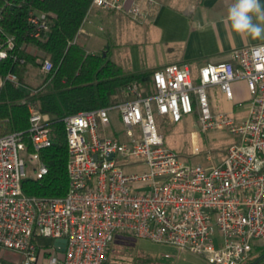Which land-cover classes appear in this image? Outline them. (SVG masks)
<instances>
[{
	"label": "built area",
	"instance_id": "built-area-1",
	"mask_svg": "<svg viewBox=\"0 0 264 264\" xmlns=\"http://www.w3.org/2000/svg\"><path fill=\"white\" fill-rule=\"evenodd\" d=\"M92 7L135 20L145 15L141 0H92ZM47 19L45 13L29 17L36 37L48 29ZM8 47L11 40L0 46V61ZM52 67L45 60L41 71ZM8 78L17 82L15 74ZM240 80L250 95L248 115L213 111L207 88L218 86L235 102L233 84ZM152 89L133 83L127 101L65 118L70 183L62 197L31 196L22 187L25 177L48 172L40 151L52 144L50 117L29 105L32 151L24 133H0V264H105L122 234L191 251L210 264L250 258L264 241V43L236 48L228 60L207 62L196 74L187 63L157 68ZM155 114L170 123L196 114L203 131L225 128L238 139L219 164L186 162L166 146ZM5 250L18 257H6Z\"/></svg>",
	"mask_w": 264,
	"mask_h": 264
},
{
	"label": "trees",
	"instance_id": "trees-1",
	"mask_svg": "<svg viewBox=\"0 0 264 264\" xmlns=\"http://www.w3.org/2000/svg\"><path fill=\"white\" fill-rule=\"evenodd\" d=\"M91 3L92 0H0V46L5 48L12 41L8 56L0 61V133H24L28 150L32 151L29 105L36 104L50 117L52 144L40 151L48 172L40 178L29 175L23 179L27 195L67 194L70 183L67 116L125 102L129 99L126 88L133 83L142 85L146 93L153 92L155 69L126 71L107 51L106 55L88 52L77 42ZM40 13L47 15L48 29L36 37L35 25L29 17ZM45 60H50L53 67L41 74L39 69ZM9 74H15L17 82L10 80ZM38 76L42 81L35 87L32 80ZM125 247L130 258L125 264H173L171 256H155L132 246ZM109 254L110 251L105 264H109ZM263 255L264 242L256 243L244 264H252ZM262 261L264 257L255 264Z\"/></svg>",
	"mask_w": 264,
	"mask_h": 264
},
{
	"label": "crops",
	"instance_id": "crops-1",
	"mask_svg": "<svg viewBox=\"0 0 264 264\" xmlns=\"http://www.w3.org/2000/svg\"><path fill=\"white\" fill-rule=\"evenodd\" d=\"M232 3L234 0H141L145 15L138 20L92 7L79 34L98 41L105 39L99 33L104 28L107 34H114L115 50L123 51L111 57L126 71L187 63L196 74L207 62L228 60L236 48L264 43V39L242 38L230 29L226 16ZM260 3L264 6V0ZM129 18L138 25L129 26ZM222 99L229 110L239 102L238 98L230 102L223 95Z\"/></svg>",
	"mask_w": 264,
	"mask_h": 264
},
{
	"label": "rangeland",
	"instance_id": "rangeland-1",
	"mask_svg": "<svg viewBox=\"0 0 264 264\" xmlns=\"http://www.w3.org/2000/svg\"><path fill=\"white\" fill-rule=\"evenodd\" d=\"M90 11V10H89ZM121 15H128L120 12ZM127 20V19H126ZM129 26L134 28L138 23L132 19H128ZM99 31V30H98ZM106 28L99 32L105 39L97 37L88 38L84 33L77 36V42L84 45L88 52L101 53L107 51L111 57L121 54L122 49L116 51L117 39L115 35L107 34ZM106 53V52H105ZM124 53V52H123ZM111 57V58H112ZM41 70V69H39ZM124 70H126L124 68ZM41 74H44L40 71ZM42 81V77L38 76L32 80L33 86H37ZM236 98L239 99L238 104L233 107L234 116L238 119H244L248 115L251 107L250 95L244 80L237 81L233 84ZM210 96V104L213 111L229 110L218 86H210L207 88ZM153 106L154 103H153ZM112 123L114 129H121L122 123L116 110L111 112ZM156 123L159 132L164 136L167 147L177 152L183 161L190 163H200L205 166H212L223 161L227 149L237 142V137L225 128L215 127L205 132L197 119L196 114L185 115L183 119L176 123H170L162 116L155 114ZM210 156V157H209ZM32 174V171H29ZM112 242L109 254V264H125L130 261L125 246H132L140 249L145 253L155 256H169L173 259V264H210L202 255L191 251H179L169 244L158 243L149 238H136L132 236L117 235ZM264 241H257V243ZM4 255L8 258L18 257L16 253L5 250ZM256 256V253L254 254Z\"/></svg>",
	"mask_w": 264,
	"mask_h": 264
},
{
	"label": "clouds",
	"instance_id": "clouds-1",
	"mask_svg": "<svg viewBox=\"0 0 264 264\" xmlns=\"http://www.w3.org/2000/svg\"><path fill=\"white\" fill-rule=\"evenodd\" d=\"M226 24L242 38L264 39V6L260 0H234L227 10Z\"/></svg>",
	"mask_w": 264,
	"mask_h": 264
},
{
	"label": "water",
	"instance_id": "water-1",
	"mask_svg": "<svg viewBox=\"0 0 264 264\" xmlns=\"http://www.w3.org/2000/svg\"><path fill=\"white\" fill-rule=\"evenodd\" d=\"M103 55H106V53L103 52ZM112 156H113V155H112ZM112 156H111L110 158H112ZM62 242L65 243V242H66V239H60L58 243H62ZM263 257H264V255L261 256L256 262H258L259 260H261ZM256 262H254V263H252V264H255Z\"/></svg>",
	"mask_w": 264,
	"mask_h": 264
}]
</instances>
